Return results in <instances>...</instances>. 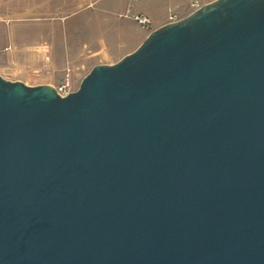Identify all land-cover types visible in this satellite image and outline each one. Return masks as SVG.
<instances>
[{"label":"water","instance_id":"water-1","mask_svg":"<svg viewBox=\"0 0 264 264\" xmlns=\"http://www.w3.org/2000/svg\"><path fill=\"white\" fill-rule=\"evenodd\" d=\"M0 264H264V0H213L64 96L0 76Z\"/></svg>","mask_w":264,"mask_h":264},{"label":"crops","instance_id":"crops-1","mask_svg":"<svg viewBox=\"0 0 264 264\" xmlns=\"http://www.w3.org/2000/svg\"><path fill=\"white\" fill-rule=\"evenodd\" d=\"M192 1L194 0H93L91 4L66 16L68 27L64 30L63 43L62 17L58 11L61 7L60 0H0V54L8 51L7 45L14 40V32L17 30L12 23H8V19L24 16L38 20L48 8L55 11V19L50 21L53 32L46 30L45 22L29 20L26 24L30 31L23 34L26 41L23 52L28 58L38 56L43 65L37 72L36 69L31 71L54 75L61 71L60 64L64 61L70 65L86 62L91 64V68L97 64H113L134 51L149 34L132 19L134 15L147 16L151 21V30H154L167 23L169 11L187 16ZM34 27L39 28L38 33L33 31ZM67 34H77L78 38L68 39V44ZM72 50L74 53H71ZM29 71L20 72L19 75L22 76L16 80L21 82ZM41 84L46 83L37 82L34 85Z\"/></svg>","mask_w":264,"mask_h":264},{"label":"rangeland","instance_id":"rangeland-1","mask_svg":"<svg viewBox=\"0 0 264 264\" xmlns=\"http://www.w3.org/2000/svg\"><path fill=\"white\" fill-rule=\"evenodd\" d=\"M93 0H60V11L61 12V25H62V41L64 43L65 38L64 36V30L67 29L66 23L68 20L66 19L67 15H70L71 13L75 12L79 8L85 7L86 5H89L92 3ZM213 0H194L190 3L188 11L191 13L200 6L209 3ZM54 9H45V14L43 17H38V20H35L34 18H28L24 16H14L13 18L8 19V23H12L11 25L17 28L14 32V40L12 42L9 41L10 44L7 45L8 51L0 54V76L7 80V81H19L16 80L18 77H21L22 75H19L20 72H24L25 70H30L29 74L23 77L22 83L26 86H36L34 84L38 83H46L45 85L52 86L55 90L60 88L61 86H66L64 88V91L67 93L73 92L77 90L81 80L86 76V74L91 69V64L86 62H80L76 65H70L68 62H62L60 64L61 71L56 72L54 75H46L45 73H36L39 68H42L43 65L40 63L41 59L39 57H27L25 53L23 52V47L25 46L26 41L23 39V34L25 32L30 31L29 27L26 23H28L29 20L32 21H41L45 22L46 24V30L48 32H53V27L50 25V21H53L55 19ZM189 13V14H190ZM184 13H177L175 11H169L168 17H167V23L172 21H177L181 18H183ZM169 17L172 18V21L169 20ZM34 19V20H33ZM150 20V19H149ZM10 21V22H9ZM32 26V25H31ZM30 26V28H31ZM35 33H38L39 28L34 27ZM143 30L147 32H151V21L150 24L143 28ZM7 36H9V31H7ZM66 40L69 44L68 39H74L76 40V37L78 38L77 34H73L74 36H69L67 34ZM64 50V46H63ZM63 53V51H62ZM71 53H74L72 50ZM48 67V66H47ZM35 71H31L34 70ZM57 71V70H56ZM44 72V71H43ZM44 85V84H41Z\"/></svg>","mask_w":264,"mask_h":264},{"label":"built area","instance_id":"built-area-1","mask_svg":"<svg viewBox=\"0 0 264 264\" xmlns=\"http://www.w3.org/2000/svg\"><path fill=\"white\" fill-rule=\"evenodd\" d=\"M132 19L139 25V26H141L142 28H145V27H147L149 24H150V20H149V18L147 17V16H145V15H143V14H137V15H134L133 17H132ZM169 20L170 21H172V18L171 17H169ZM173 22V21H172ZM66 86H61L60 88H58L57 90H56V92L59 94V95H61V96H64V95H66V94H68L67 92H65L64 91V88H65Z\"/></svg>","mask_w":264,"mask_h":264}]
</instances>
